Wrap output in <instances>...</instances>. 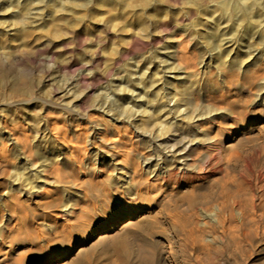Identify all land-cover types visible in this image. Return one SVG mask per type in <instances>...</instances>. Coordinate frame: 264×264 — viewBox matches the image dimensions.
Masks as SVG:
<instances>
[{
  "label": "rangeland",
  "instance_id": "rangeland-1",
  "mask_svg": "<svg viewBox=\"0 0 264 264\" xmlns=\"http://www.w3.org/2000/svg\"><path fill=\"white\" fill-rule=\"evenodd\" d=\"M145 1L0 12V264H264V0Z\"/></svg>",
  "mask_w": 264,
  "mask_h": 264
},
{
  "label": "bare ground",
  "instance_id": "bare-ground-1",
  "mask_svg": "<svg viewBox=\"0 0 264 264\" xmlns=\"http://www.w3.org/2000/svg\"><path fill=\"white\" fill-rule=\"evenodd\" d=\"M145 1V0H144ZM150 1V0H148ZM223 1V0H222ZM226 1V0H224ZM231 1V0H229ZM233 1V0H232ZM238 1V0H237ZM240 1V0H239ZM251 2V0H249ZM146 2V1H145ZM241 2V1H240ZM245 2L248 3V0L247 1H244V4ZM249 2V3H250ZM256 2V0H255ZM258 2V1H257ZM92 3L91 0H0V12H3V13H10L12 14V25L13 27L17 26L19 27L20 29L22 28H25L28 24V21H29V17L30 16H36V14L38 12H42V11H45L44 9H50V10H53L51 11L52 13L54 12H64V10L68 11L69 13L73 10V9H79V10H82V11H85L87 10L89 4ZM225 3V2H223ZM227 4V3H225ZM229 4V3H228ZM230 4H233L232 2H230ZM229 4V5H230ZM240 4V3H239ZM222 4H220V7H221ZM238 5V4H237ZM242 5V4H241ZM252 5V4H251ZM37 6V7H36ZM40 6V7H38ZM225 5L223 4V8ZM232 6V5H230ZM229 6V7H230ZM240 6V5H239ZM245 6L247 7V4H245ZM244 6V7H245ZM257 6V5H256ZM235 7H236V4H235ZM233 8V7H232ZM237 8V7H236ZM251 8V7H250ZM249 8V9H250ZM229 9V8H227ZM248 9V10H249ZM247 10V11H248ZM66 11V12H67ZM223 11V10H221ZM225 11H228V10H224V14ZM23 12L24 15H21L20 13ZM87 12V11H86ZM222 12V13H223ZM50 13V14H52ZM236 13V12H235ZM43 14V13H42ZM229 14V13H228ZM241 14V13H240ZM246 14V13H245ZM8 15V14H7ZM49 15V14H48ZM56 15V14H55ZM238 15V14H237ZM2 15H0V23L4 24V25H7V17H1ZM241 16H245V15H241ZM248 17V16H247ZM246 17V18H247ZM10 18V17H9ZM31 18V17H30ZM242 18V17H241ZM11 19V18H10ZM36 19V18H35ZM10 21V20H9ZM44 21V20H42ZM30 23H33V22H30ZM41 23V22H39ZM10 25V23H8ZM34 24V23H33ZM32 24V25H33ZM31 25V24H29ZM12 28V26H11ZM13 29V28H12ZM2 30L4 32H8L10 31V29H8V27H2ZM12 70H9L8 68H6L5 64L3 61H1L0 59V76L4 79L8 78V79H11L12 83L13 84H18L19 83V79L20 77L22 78H25L26 79V74L25 72H22L20 75H18L17 73L14 74L13 72H11ZM20 88V87H19ZM28 90V89H27ZM132 92V91H131ZM106 100V99H105ZM127 110V109H126ZM130 110V109H129ZM127 110V111H129ZM132 110V109H131ZM104 112V111H103ZM105 113V112H104ZM109 113V112H108ZM107 114V113H106ZM18 139V138H16ZM24 139V138H23ZM26 139V138H25ZM24 142V140H21ZM26 142V140H25ZM16 143V142H15ZM25 144V143H24ZM73 150V149H72ZM71 150V151H72ZM76 150V149H74ZM5 156V155H4ZM72 157V156H71ZM75 160V159H74ZM8 165V164H7ZM131 222H129L128 224H130ZM126 224V225H128ZM125 225V226H126ZM103 237V235H102Z\"/></svg>",
  "mask_w": 264,
  "mask_h": 264
}]
</instances>
